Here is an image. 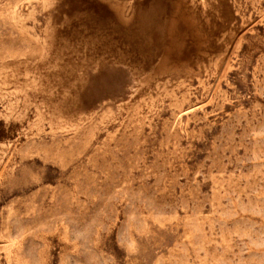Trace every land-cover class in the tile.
I'll use <instances>...</instances> for the list:
<instances>
[{
    "label": "rangeland",
    "instance_id": "1",
    "mask_svg": "<svg viewBox=\"0 0 264 264\" xmlns=\"http://www.w3.org/2000/svg\"><path fill=\"white\" fill-rule=\"evenodd\" d=\"M0 264H264V0H0Z\"/></svg>",
    "mask_w": 264,
    "mask_h": 264
}]
</instances>
